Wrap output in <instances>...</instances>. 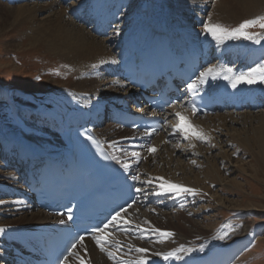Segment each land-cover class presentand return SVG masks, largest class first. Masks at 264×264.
Segmentation results:
<instances>
[{
    "label": "bare ground",
    "instance_id": "obj_1",
    "mask_svg": "<svg viewBox=\"0 0 264 264\" xmlns=\"http://www.w3.org/2000/svg\"><path fill=\"white\" fill-rule=\"evenodd\" d=\"M8 1L12 5L6 4V6L13 10L15 18L30 23L28 28L32 31V35L29 36L31 44L36 46L44 45L48 51L65 59L74 70L77 69L80 72V76L77 78L78 81L71 85L74 89L68 92H63V89L53 90V96L56 94L55 99L51 96L50 99H46L45 104L38 103L39 107L32 111L38 117L37 120L39 122L42 124L45 122V126H37L36 120L30 118L33 114L27 109L23 110L21 105L19 107L21 116L17 111L21 122L19 129L17 130L12 124L6 126L4 123L9 121L8 113L16 105L7 103V111L0 114V146L7 149L9 153L14 151L13 147L9 150L10 143L13 142L12 136H14L21 153H24L26 148H31L35 145L44 151L61 150L69 154L71 145L68 144V138L79 121L85 122L93 129L95 128L96 132L111 145L119 159L122 155L118 146L122 148V145H125L122 139L132 137L137 133L110 123L105 129V127H101L100 119L106 111L104 110L105 108H112L113 104H117L120 101L121 96L136 92L122 80L121 76L127 63H143L142 60L146 53H141L142 51L139 48L146 46L151 41L167 38L171 39L172 48L176 46L178 48L192 47L194 49V46H196L202 49L206 48L209 45L208 43L212 44L214 48V42L210 41L213 40L211 36L203 32L204 22H207L209 18H211L212 23L235 22L237 19L240 22L247 15L256 13V9L264 4V0H137L136 4L138 3V6H133L131 4L132 0H81L80 3L66 6L67 0L65 2H63L64 0ZM40 15L41 17H39ZM230 43L226 40L220 46L226 45L227 50H230ZM215 54L222 56V52L218 50L215 51ZM112 60H115L116 63H112ZM245 62L249 64L250 59L246 58ZM251 62L261 63L262 61L251 57ZM211 66H214V64ZM208 82H210L211 86H214V80L209 78ZM255 85L259 86L261 83L248 86ZM58 97L59 99H57ZM248 97L253 100L256 99L258 104L255 107H261L259 104L261 102L264 103V93ZM121 102L123 103L124 100ZM128 103L129 101L123 105L127 106ZM177 111H182L189 117L192 125L202 130L206 135L205 141H208V146L198 147L202 140L195 138L186 140L180 134H173L171 126L177 123L174 115L169 120L167 132L161 133L156 137L153 145H140L148 148V150L139 151L140 158L138 161H130L131 164L135 163L138 165V170L136 168L134 170V176L139 177L137 179L139 188H143L140 200L135 204V207L138 205L140 208L133 207L127 210V214L123 213L125 218L131 221L128 226L129 231L124 232L125 234L120 232L113 233L110 238V250L116 251L111 246L113 240H118L121 244L120 250L116 253L117 260H110L106 252H101L95 243L84 240L83 244L78 245L77 248L85 264H119L121 259L135 261L140 255L135 251V248L149 249V264H156L157 262L155 261L159 257L153 256L151 253L167 252L180 245L195 249L193 241L191 242L176 233H173L174 235L166 239L164 243H159V234L151 231L149 223L152 221L162 222L170 219L180 221V218L185 216L183 220L184 225H186L191 219L189 215H192V212L190 214L185 213L189 209V205L192 204L189 198H184L182 195H174L175 193L154 194V191H159L157 187L161 183L157 178H163L170 183L187 188L197 189L198 193L205 191L204 185L194 174L188 177L191 184L180 183L179 179L174 178L169 169L173 166L179 171L182 170L183 166L186 165L185 159L194 161L203 156L208 161L210 152L214 153V142L217 147H223L222 145L220 146L218 137H214L215 133H213L216 130L214 125L217 123V119L222 124H227L228 120L234 121L237 118L238 112H226L227 114L225 115L218 113L215 116L208 115L203 118H194L188 111L179 109L175 112ZM246 114H242L243 117L251 115L250 113ZM13 115H16V112ZM96 115L99 116L96 117ZM261 116H264V114ZM258 129L260 132L255 135V143L258 146L257 154L264 165V125ZM124 132L129 135L124 134ZM226 136L229 139L232 137L234 140L241 142L238 134L232 135L228 132ZM8 140L11 142L7 143ZM244 145L247 147L248 144ZM152 147L156 149L154 153L149 151ZM249 148L254 153V148ZM123 150V152L128 151ZM216 155L222 160L229 156V153L223 149ZM176 156L179 158H176ZM211 156V160L208 162L209 170L206 175L214 178L213 163L217 159L214 154ZM125 159L127 160L128 156ZM143 159L147 162H144ZM181 159H184V161H181ZM141 161L145 163V168L141 169ZM1 165L4 167V163L0 162ZM262 170L264 172V168ZM217 177L220 178V175L217 174ZM0 178V195L3 193H6V195L12 194L13 187L17 180L19 181V174L15 171L8 172L6 169L3 171L0 167ZM148 181H152V183L149 184L147 183ZM20 186L19 184L15 188ZM242 186L243 184H238L239 188ZM209 197L210 199L213 198L212 196ZM1 201L0 228H4L5 231L0 233V264H4L2 261H5V254L16 248L23 234L28 233L32 228L55 222L58 218H53L50 214L41 210L27 209V206L24 207L16 199L9 198ZM140 202L142 205H139ZM152 202L156 206H150ZM145 206L148 207V210L146 209L147 211L142 213L141 210ZM174 207L180 208L178 214L174 216L172 214L171 216L164 214L158 210V208L163 210ZM153 214L161 216L157 217ZM5 216L9 218H4ZM136 225H140L141 228L146 230V236L142 237ZM198 225V228L203 227L200 224ZM249 225L244 226L242 234L248 231ZM202 229L207 232L213 230L204 227L200 228V232H202ZM160 230L163 231L162 229ZM194 231L196 232L197 230L194 229ZM196 234L199 233H194L191 238ZM220 235V237L225 238L231 237L226 232ZM214 244V242H211L204 245L203 241L202 247H207L208 251L214 248ZM129 245L132 246L131 251H129ZM182 255L184 256L183 260L170 262L172 264H184L186 262L192 264L194 262V259H191V255ZM75 261V264H79L76 258Z\"/></svg>",
    "mask_w": 264,
    "mask_h": 264
},
{
    "label": "rangeland",
    "instance_id": "obj_2",
    "mask_svg": "<svg viewBox=\"0 0 264 264\" xmlns=\"http://www.w3.org/2000/svg\"><path fill=\"white\" fill-rule=\"evenodd\" d=\"M80 1L71 0L69 3L64 4L68 6V4H77ZM132 2L133 6H138V3L136 4L137 0H132ZM6 4L12 5L8 0H0V93H2L0 95V114L7 111V103L16 104L8 113L9 121L4 124L6 126L12 124L18 130L21 126L17 114L18 111L21 116L20 105L23 110L27 109L33 114L32 111H35L39 107L38 103L45 104L46 99H50L51 96L55 99L56 94L53 96V90L63 89V92H68L74 89L71 85L78 81L77 78L80 76V72L77 69L74 70L62 57L48 51L44 45H32L31 38H29L32 35V31L28 28L30 23L25 20H17L13 10H10ZM256 11V13L247 15L244 20L264 15V4L259 6ZM244 20L239 22L237 19L235 22L218 23L224 24L225 27L234 28ZM248 31L264 34V29H260L259 27L249 28ZM229 42L235 43V46L240 50L242 47L248 52H260V59L264 60V40H261L260 43H255L252 40L241 38L233 39ZM253 57L256 59L255 56ZM261 85V89L264 90V84ZM261 107L263 108L259 109V111L238 112L237 118L234 121L228 120L227 124H222L217 119V123L214 125V129L216 128V130L213 133L216 134H214V137H218L219 144L223 147H217L214 142V153L210 152L209 160H211V155L214 154L215 156L223 149L227 150L229 156L222 160L219 159L218 155L215 156L217 160H214L213 163L214 178L206 175V172L209 170V160L206 161L203 156L194 161L185 159L186 165L180 171L173 166L170 167L169 171L172 172L174 178L179 179L180 183L191 184L188 177L194 174L197 179L199 178V181L204 185L206 190L196 195L180 194L184 198H189L192 203L189 205V209L185 211L187 214L192 212V215H189L191 218L190 222L186 225H184L183 220L185 216H182L180 221H173L171 219L162 222L152 221L149 223L150 229L158 228L165 232L184 236V238L191 242L193 241L195 249L198 252H202L200 248L203 246V241L204 245L211 242H214L215 245H236L239 247L236 264H264V172L262 170L264 165L257 154L258 146L255 143V135L260 132L258 128L264 125V116H261L264 114V103ZM15 112L16 115H13ZM244 113H250L251 115L243 117L242 114ZM219 114L225 115L227 113ZM30 118L36 120L37 126H45V122L42 124L37 120L38 117L35 113ZM106 126L109 125L104 124L102 127L106 129ZM228 132L232 135L238 134L241 142L234 140L232 137L229 139L226 136ZM124 134L129 135L127 132H124ZM207 142L202 140L198 144V147L208 146ZM244 144H248L247 147ZM249 147L254 148V153H252ZM4 150L0 146V155ZM120 153L123 161L128 156V159L124 162L130 163L131 151H121ZM176 158L179 157L176 156ZM143 161L147 162L145 159ZM143 161H141V169L146 167ZM181 161H184V159H181ZM0 162L4 163L2 160ZM0 167L4 171L6 169L5 163L4 167L3 165ZM6 170L8 172L14 171L13 169ZM217 174L220 175V178L217 177ZM240 183L243 186L239 188L238 184ZM209 196L213 198L210 199ZM7 197L9 196L5 197V194H2L0 201L9 199ZM141 200L143 199L141 198ZM139 205H142V203L140 202ZM151 205L156 206L153 202ZM135 208L140 207L137 205ZM146 209L148 210L147 206L143 207L141 212L145 213ZM158 210L164 214L170 216L172 214L174 216L178 214L180 208L174 207L163 210L162 208H158ZM153 215L157 217L161 216L158 214ZM4 218L9 217L5 216ZM198 224L203 226L200 228L206 227L213 230L207 232L202 229V232H200ZM247 224H250L246 232L247 234H242L244 226ZM194 229L197 231L195 232ZM197 232L199 234L191 238V235ZM223 232L230 234L231 237L220 239V234ZM190 233L192 234L190 235ZM215 248L220 249L221 247L216 246ZM204 250L207 251V247H203ZM167 264H169V261H167Z\"/></svg>",
    "mask_w": 264,
    "mask_h": 264
},
{
    "label": "snow or ice",
    "instance_id": "obj_3",
    "mask_svg": "<svg viewBox=\"0 0 264 264\" xmlns=\"http://www.w3.org/2000/svg\"><path fill=\"white\" fill-rule=\"evenodd\" d=\"M253 27H259L260 29H264V15L257 16L253 19L244 20L234 28L225 27L224 25L219 23H212L211 18H209L207 22L203 23V32L211 36V38L218 44H221L226 40L241 38L245 40H252L255 43H260L261 40H264V34L249 32L248 29ZM111 62L116 63L115 60H112ZM93 67H95V65H93ZM209 78H211L212 80H215L217 78H223L224 80H227L230 83L233 89L237 88L240 84H264V62H261L256 67L249 68L247 71L240 72H235L231 67L217 68L215 66H209L203 71H201L195 80L187 84L188 92L193 95L196 94L199 91L200 86L207 83ZM192 105L193 106L191 107V113L195 115L197 112V108L195 107L194 101L192 102ZM174 116L176 117L177 123L171 126L173 134H180L186 140H191L193 138L197 140L206 139V135L202 132V130H199L196 126L192 125L190 123L189 117L186 116L182 111L175 112ZM153 131H155V129H153ZM145 134L149 135L150 133L146 132ZM88 139L92 140L93 143H96L93 137L88 136ZM149 151L154 153L156 149L155 147H152L149 149ZM131 156L137 158V161L140 158V154L137 152H132ZM109 158L116 160L117 163H120L119 159L116 156L105 157V159ZM122 166L124 169H128L130 167L129 163L127 162H124ZM132 179L137 180L139 179V177L133 176ZM157 179L160 180L161 183H159L158 185L159 191H154L155 195H164L165 193H175L176 195H180L182 193H187L190 195L198 194L197 189L187 188L178 184H173L163 178ZM147 183L150 184L152 183V181H148ZM136 191L142 192L143 188H137ZM0 203H2V201H0ZM131 206V204L128 205V207ZM126 212V208H121L120 210L115 211L111 218L105 223H103L102 226L96 227L92 230L93 235L91 238L95 241L97 247H99L101 252H106L108 258L113 261L117 260L116 253L120 250L121 244L118 240H113L111 246L114 247L116 251L114 252L110 250L109 242L110 238L113 236V232L109 229L119 228L125 233L128 232V226L131 224V221L127 220L123 215V213ZM68 218L71 219L72 217L69 216ZM61 223H63V221H61ZM136 228L139 229L142 234V237L146 236L147 233L145 229L141 228L140 225H136ZM4 231V228H0V233H3ZM151 231L153 233L159 234V243H164L166 239H169L174 235L172 232H164L156 228H152ZM220 239H224V237H220ZM83 241L84 237L81 236L71 245V248L68 250V254L64 256L63 261H61V264H69V257H75L79 261V264H85L83 257H81L80 254L76 251L77 245L83 244ZM131 250L132 246L129 245V251ZM195 250L196 249L180 245L179 247L174 248L170 251L154 252L151 253V255L160 257L163 261L166 262L173 260L180 261L184 258L182 254L186 255L192 253ZM135 251L140 254L138 259H136L135 261L121 259L119 261V264H149V249L135 248ZM200 251H203V247L200 248Z\"/></svg>",
    "mask_w": 264,
    "mask_h": 264
}]
</instances>
